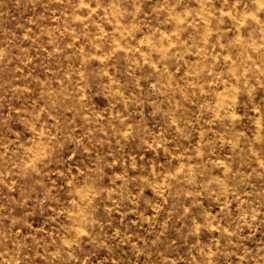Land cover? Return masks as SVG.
<instances>
[{
  "label": "rangeland",
  "instance_id": "374dc122",
  "mask_svg": "<svg viewBox=\"0 0 264 264\" xmlns=\"http://www.w3.org/2000/svg\"><path fill=\"white\" fill-rule=\"evenodd\" d=\"M0 264H264V0H0Z\"/></svg>",
  "mask_w": 264,
  "mask_h": 264
},
{
  "label": "bare ground",
  "instance_id": "6f19581e",
  "mask_svg": "<svg viewBox=\"0 0 264 264\" xmlns=\"http://www.w3.org/2000/svg\"><path fill=\"white\" fill-rule=\"evenodd\" d=\"M83 1V0H82ZM85 4V3H84ZM256 17V16H255ZM240 22V21H239ZM23 36V35H22ZM41 143V142H40ZM179 164V163H178ZM10 234V233H9Z\"/></svg>",
  "mask_w": 264,
  "mask_h": 264
}]
</instances>
